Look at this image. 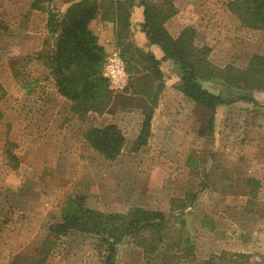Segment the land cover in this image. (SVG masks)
Here are the masks:
<instances>
[{
  "label": "rangeland",
  "instance_id": "1",
  "mask_svg": "<svg viewBox=\"0 0 264 264\" xmlns=\"http://www.w3.org/2000/svg\"><path fill=\"white\" fill-rule=\"evenodd\" d=\"M32 1L0 0V69L5 71L0 75V264H103L98 238L73 233L55 239L48 233L71 197L106 214L140 207L159 211L171 232L182 222L180 234L193 246L192 256L175 248L178 254L170 255L167 264H230L242 243L251 257L264 255V94H251L255 106L240 102L220 108L214 132L205 138L197 134L201 119L189 103L166 116L153 111L145 145L139 147L138 138L132 142L136 132L121 131L127 145L115 160L106 161L79 143L86 116L76 117L52 99L56 92L45 81L47 71L30 51L50 39L48 12L60 17L77 0H54L46 12H35ZM150 1L172 5L165 29L178 34L193 28L195 44L208 47L207 60L214 67H245L249 56H264V31L242 28L228 13V0ZM130 55L126 61L138 68L140 57ZM132 84L134 78L118 94L113 112L144 113L149 107L146 96H130ZM164 91L161 96L180 95L174 87ZM157 123L165 125L152 135ZM62 133L74 136L76 144L61 140ZM256 178L262 186L250 198L246 181ZM180 199L188 208L171 212L172 200ZM115 255L114 264L150 263L129 240L117 246Z\"/></svg>",
  "mask_w": 264,
  "mask_h": 264
},
{
  "label": "trees",
  "instance_id": "2",
  "mask_svg": "<svg viewBox=\"0 0 264 264\" xmlns=\"http://www.w3.org/2000/svg\"><path fill=\"white\" fill-rule=\"evenodd\" d=\"M53 1L33 0L31 7L46 12ZM136 6L143 9L141 31L149 44L157 46L163 60L171 61L178 71L180 82L175 90L194 106L198 122L201 119L199 137L205 138L214 132L215 115L220 108L240 102L257 105L251 94H264V56H249L245 67L228 64L217 68L207 60L208 47L195 44L196 32L193 28H184L176 38L169 35L164 25L174 13L167 1L158 6L150 0H140L137 5L134 0H80L70 5L60 17L48 12L50 39L44 42L42 50L33 59L47 71L45 81L51 83L59 96L72 103L74 111L81 114L112 113L116 99L120 98L109 90L108 82L102 75L107 56L98 37L89 29L90 23L97 19L103 23H116L128 83L131 86L134 78L133 94L146 96L148 100L149 107L144 110L137 139L139 147L145 145L151 116L165 85L160 64L152 54L122 43L121 38L129 40L130 17ZM226 8L242 28L264 31V0H228ZM130 53L140 57L138 68L126 61ZM205 84L214 85V90H207ZM138 87L145 88L142 94L135 91ZM84 138L88 147L106 161L115 160L125 142L121 131L113 125L91 128ZM246 183L250 187V198H255L259 183L253 179ZM188 205L186 199L172 200L171 212L181 214ZM180 225L183 226V223ZM181 226L171 232L164 214L159 211L140 207L125 214H106L85 207L82 198L71 197L64 200L59 221L50 225L48 233L55 239L73 233L98 238V244L104 250L103 264H114L117 246L125 240L140 248L143 256L150 259L149 264H167L173 258L170 255H177L178 252L192 256L193 246L182 240ZM175 248L178 252L174 251ZM230 264L251 263L247 256L238 254L231 256Z\"/></svg>",
  "mask_w": 264,
  "mask_h": 264
},
{
  "label": "crops",
  "instance_id": "3",
  "mask_svg": "<svg viewBox=\"0 0 264 264\" xmlns=\"http://www.w3.org/2000/svg\"><path fill=\"white\" fill-rule=\"evenodd\" d=\"M80 0H77L78 2ZM116 1V0H115ZM136 5L139 3L140 0H134ZM35 12H39L34 10ZM143 24V9L141 7H134L132 10V14L130 17V35H129V40L126 42H129L135 49L137 50H143L144 52H148L152 54L154 59L159 62V69L160 72L162 73L163 76V82L165 85V91L170 90L171 88L177 87V85L180 82L179 79V74L176 69V67L173 65L171 61L168 60H163V54L161 50L157 46H152L149 44L148 40L146 39L145 35L141 31V25ZM89 29L91 32L98 37L100 45L103 47L104 52L106 56H110L112 54H119L121 50L120 46V40L117 37V27L116 23H110V22H100L97 20L92 21L89 25ZM167 32L172 38H176L179 33L175 34V32H172L171 30L167 29ZM42 50V47H36L32 46L30 48V51L35 54L39 53ZM5 71H2L0 69V75L1 73H4ZM11 72V71H10ZM12 75V73H11ZM127 86H130V83H127ZM204 87L209 90L213 91L214 90V85L212 84H205ZM164 91V92H165ZM180 94V93H179ZM133 99H137V96L135 94L130 95ZM161 96V95H160ZM53 100H58L62 101V104L65 106H68L69 112L72 115H76V117H80L85 115L86 116V125L87 127L82 129L83 130V136L81 137V140H79V143L86 145L88 147L84 135L87 132V130L91 128H101L105 127L108 125H113L120 131L124 132H131L134 131L136 132L135 136L133 137V143L136 141L138 138L142 123L144 120V116L141 110L139 109H133V110H116L115 112L112 113H102V114H95L93 112H87L86 114L84 113H78L77 111L73 110L72 103L67 101L66 99L62 98L59 96L57 93H54L52 96ZM160 104L158 107L154 109L155 114L159 115H164L166 116L168 112L172 111L174 113L181 112L183 109V104L184 103H189L192 105L189 101L183 98V96L180 94L179 96L176 94H169V92H165L161 97H160ZM256 100V99H255ZM236 105V104H235ZM183 106V107H182ZM193 106V105H192ZM161 115V116H162ZM165 118V117H164ZM124 121V122H122ZM155 121V120H154ZM160 122H164L163 118ZM163 125L165 123H157L156 125L153 124L152 126V135L154 134V130L157 129L158 131H162L161 129L163 128ZM83 128V126H82ZM65 129V127H64ZM64 137V142L69 144V145H75L76 144V139L73 137V139L70 138L69 135L65 136V133L60 137L61 140ZM124 137V136H123ZM125 138V137H124ZM129 143V142H128ZM135 144V143H134ZM127 145V138H125L124 146ZM131 145V143H130ZM134 146V145H133ZM90 151H92L94 154L98 155L95 151L89 148ZM44 151V150H43ZM45 151L42 153L44 155ZM254 180V179H253ZM258 180L257 178L255 181ZM258 182V181H256ZM260 186L262 184L260 183ZM264 225V223L262 224ZM249 251L247 250L246 246L242 243L240 251L238 252L239 254H247L248 255ZM261 252V251H259ZM264 255H252L250 256V262L252 263H260L264 264Z\"/></svg>",
  "mask_w": 264,
  "mask_h": 264
},
{
  "label": "built area",
  "instance_id": "4",
  "mask_svg": "<svg viewBox=\"0 0 264 264\" xmlns=\"http://www.w3.org/2000/svg\"><path fill=\"white\" fill-rule=\"evenodd\" d=\"M102 75L107 80L109 90L113 94L123 92L127 86L128 77L124 62L119 54H112L106 57Z\"/></svg>",
  "mask_w": 264,
  "mask_h": 264
}]
</instances>
